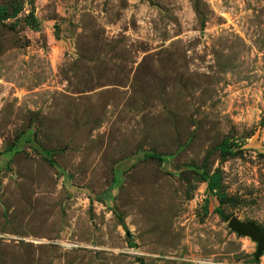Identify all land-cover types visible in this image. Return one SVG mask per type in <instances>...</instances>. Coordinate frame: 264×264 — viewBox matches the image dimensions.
Returning <instances> with one entry per match:
<instances>
[{
	"label": "rangeland",
	"instance_id": "1",
	"mask_svg": "<svg viewBox=\"0 0 264 264\" xmlns=\"http://www.w3.org/2000/svg\"><path fill=\"white\" fill-rule=\"evenodd\" d=\"M231 218L264 231V0H0V264H264Z\"/></svg>",
	"mask_w": 264,
	"mask_h": 264
},
{
	"label": "trees",
	"instance_id": "2",
	"mask_svg": "<svg viewBox=\"0 0 264 264\" xmlns=\"http://www.w3.org/2000/svg\"><path fill=\"white\" fill-rule=\"evenodd\" d=\"M16 11L12 15H16ZM219 152L221 157H226L229 155H233L236 153V151L232 150L231 146L228 144L226 139H223L220 144H219ZM145 158H151V159H157L160 160V156L156 153H151V154H145ZM202 180L206 183L207 185V191L211 194H218L217 190L219 188V171L216 170L214 173L211 175H205L202 174ZM215 211L219 214L220 218L225 220L226 218L223 216L221 213L219 207L215 208Z\"/></svg>",
	"mask_w": 264,
	"mask_h": 264
},
{
	"label": "water",
	"instance_id": "3",
	"mask_svg": "<svg viewBox=\"0 0 264 264\" xmlns=\"http://www.w3.org/2000/svg\"><path fill=\"white\" fill-rule=\"evenodd\" d=\"M228 227L238 235L249 237L251 240L256 242L257 248L254 253V259L257 260L258 257L264 252V231L258 230L253 224L250 223L242 224L234 218H231L228 221Z\"/></svg>",
	"mask_w": 264,
	"mask_h": 264
}]
</instances>
